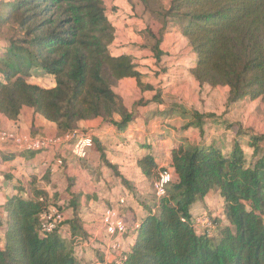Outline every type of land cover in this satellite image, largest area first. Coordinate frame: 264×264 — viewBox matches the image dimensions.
Segmentation results:
<instances>
[{"label":"trees","instance_id":"trees-1","mask_svg":"<svg viewBox=\"0 0 264 264\" xmlns=\"http://www.w3.org/2000/svg\"><path fill=\"white\" fill-rule=\"evenodd\" d=\"M0 6V40L7 44L0 55V114L7 119L17 121L30 107L54 123L58 134L97 118L124 128L134 116L121 105L113 84L135 78L142 90L155 89L144 83L132 55L111 53L116 29L104 0H0ZM159 16L162 26L157 36L152 34L157 60L167 22L184 19L183 35L197 57L191 72L200 85L229 87L227 106L246 97L264 104V0H171ZM33 69L54 76L55 85L31 83ZM159 97L158 92L154 98ZM194 116L183 128L197 126L203 135L202 114ZM252 138L258 140L252 145L256 155L264 136ZM238 150L226 154L214 144L174 142L176 179L165 196H155V211L140 203L147 216L123 264H264V160L251 164ZM137 166L146 177H158L153 153L139 158ZM38 179L32 175L25 183L18 181L0 206V217L6 215L0 264H78L75 241L87 237L80 195L71 192L68 177L72 214L45 233L40 218L51 198ZM214 189L222 198L223 218L210 216L212 234L198 232L191 208Z\"/></svg>","mask_w":264,"mask_h":264},{"label":"crops","instance_id":"crops-1","mask_svg":"<svg viewBox=\"0 0 264 264\" xmlns=\"http://www.w3.org/2000/svg\"><path fill=\"white\" fill-rule=\"evenodd\" d=\"M170 2L171 0L168 1L161 10L169 8ZM145 9L148 12L150 11V7H147L146 5ZM111 22L116 29V37L110 48L111 53L115 56L130 54L134 57L132 52L113 51V48L118 41L119 26L112 20ZM176 22L178 24H176ZM171 36H174V38L177 37V40H181L187 44L192 55V60L190 59L187 62L183 60L186 58L185 56L187 55V52L178 50L179 46H174V39H172ZM148 38V49H142H144V52L152 55L153 58L150 59V61L155 62L156 64H160L163 59L165 61L168 52L172 55L175 53L184 54L183 59H181L180 56L177 57V62H174L170 57L166 60V62H169L170 67H172L169 69V72H172L169 75L172 82H183L180 81L179 73L185 70L186 72L183 73V78H185V80H192L199 87H211L209 85H200L191 72V69L195 66L197 57L188 39L183 35L180 20L170 19L167 22V25L163 30V39L160 45L163 54L160 56L159 60H157L152 51L155 39L150 32L148 33ZM141 73L143 75L144 83L152 85L155 88L154 90H142L135 78H124L118 81V87L113 89L118 97H122L124 100L127 109L123 108L129 113H133L134 119L128 123L126 127L119 128L116 125L108 124L106 121H103L102 118L81 121L79 123L78 130L89 131L94 135L95 145L90 149L89 155L86 159L80 160L72 154V145L70 142H66L62 146H57L55 149L23 152L17 151L11 144H7L3 150L0 151V206L5 203L7 195L15 192V187L18 186V181L25 183L28 180V177L35 175L39 178L38 180L41 187L51 198L50 204H56L59 207L62 206V208L69 213L66 217H70L72 214V208L67 206L70 204L71 196L67 191V187L69 186L68 177L71 178L74 184L71 192L80 195V211L84 220V228L87 232L86 238L83 239L82 237H78L75 241V255L78 264H115V258L117 255L110 247L112 239H109L107 236L102 222V215L106 208L118 206V200L120 198L126 199V204L122 206L120 210L123 218L131 227H133L134 223H140L142 219L147 216L148 211L140 205L141 202L151 207V210L155 211L158 201L155 198L154 193V179L146 177L138 168L137 160L139 158L151 152L155 155L158 173L160 169L165 166L170 167L173 170L171 167L172 157L170 149L174 142L185 138L192 144H199L204 141L205 144L209 145L214 144V137L224 131L229 133L242 131L237 128L236 125H227L224 121L221 123L223 128L215 132V128H212V126L215 127L213 123L214 119L213 122H207L208 120L202 118L200 124L204 131L203 135H201L198 127L191 126L189 128H182L186 124L195 120L194 112L180 104L177 106L174 105L172 108L168 104L167 107H164L166 105L165 102L154 100L155 95L158 92L160 93L162 88L166 89L167 83L159 89L157 82L153 80L151 81L153 77L149 76L150 72ZM48 77L51 82L50 87H53L55 85L54 76L48 74ZM166 79L168 83L172 84V82L168 81V78ZM221 87L223 86L211 88L216 89ZM224 88L227 89L229 95V87ZM164 95H161V97H163L161 100L164 99ZM131 96H133L132 100L129 98ZM141 97L147 98V103L135 107L133 110L134 112H132L131 108L133 102ZM182 97L180 96V99H182ZM248 99L252 102L259 101L261 103L260 99L251 100L249 97H246L244 100L234 103L230 107H237L238 109ZM180 116H183L184 119H181ZM114 120L119 122L120 116L115 115ZM208 123H210V125H208V127L210 126L209 128L205 126ZM249 128L252 130L253 127L250 126ZM1 130L14 131L25 136L35 135L56 137L63 135L58 134L57 127L54 123L48 121L30 107L23 108L17 121L9 120L4 115L0 114V131ZM111 131L113 132V135L109 136ZM107 132L110 133L107 134ZM248 132L251 137L253 136L252 133H255L254 131ZM195 133L197 135H195ZM124 143H130L129 146L132 147L131 152L134 154L133 163L137 176H133L135 177V180L132 181H138V183L136 187L133 186L132 190L128 189V185H125L122 182V179L116 176L114 170L103 161L100 151V149H103L108 163L117 166L119 172L125 179V167H123L122 164L129 162L130 157L127 160L126 153L122 154L116 150L117 147L120 148ZM225 151L226 154L232 152L230 147H225ZM26 153H31L34 157H28ZM58 156L64 160L65 166L62 170H59V168L63 165L60 167L56 165L55 159ZM128 184H131V182H128ZM56 185H58V187H56ZM52 190L57 193L52 195ZM128 193H130L129 198ZM57 194L58 197H55ZM215 194L219 199V208L213 213V210L209 207L212 204V198ZM54 198H57V200L54 201ZM208 213H210L209 216L223 218L222 198L218 190L214 189L210 191L202 200L196 202L191 208L192 220H196L199 216ZM5 218L6 215L1 214L0 233ZM197 231L202 232L200 229H197ZM66 234L69 236L68 233ZM135 238L136 235L133 230L121 238L127 251L130 245L135 241Z\"/></svg>","mask_w":264,"mask_h":264},{"label":"rangeland","instance_id":"rangeland-1","mask_svg":"<svg viewBox=\"0 0 264 264\" xmlns=\"http://www.w3.org/2000/svg\"><path fill=\"white\" fill-rule=\"evenodd\" d=\"M104 1L107 6V13L110 20H112L116 25L119 26L118 41L114 46L113 51L132 52L134 54L138 70L141 72H150L149 76L153 77L151 81L153 80L157 82V86L159 87V89L165 86V84L167 83L166 89L162 88L161 92L159 93L160 98H154V100H158V102H165L166 105L164 107H167V104L171 106V108L174 107V105L177 106L178 104H180L181 106H186L193 112H200L202 114V119L208 120L207 122H213L214 119L213 123L215 127L212 126V128H215V132L223 128L221 123L224 121L227 125H236V127L242 131H234V133L224 131L214 137V145L220 148L224 153L226 152L225 147H230L232 151L235 147H237L238 149H240V151L238 150L237 153L239 155L243 154L247 161L251 164L256 163V161L260 158L264 160V139H262L259 143V148L261 147L260 151H257V154L254 155L253 153L255 147H253L252 145L257 143L258 140L253 139L248 132L254 131L255 133H252L253 136H264V105H262V103H260L259 101L252 102L248 99L245 102L243 101L244 103L238 109L237 107L227 106L226 101L228 97V91L226 88L221 87L214 89L208 86L199 87L192 80H185V78H183V73L186 72L185 70L179 73V78L181 79L180 81L183 82L174 83L171 81V77L169 76L172 73L169 72V69L172 67H170L169 62H166V60L168 57H170L174 62H177V57L180 56L181 59H183L184 54L175 53L174 55H172L170 52H168V56L165 58V61L163 59L160 64H156L155 62L150 61V59L153 58L152 55H149V53L143 51L144 49L142 48L148 49L149 47L147 45L149 44L148 33L150 32L151 34H154L156 36L158 35L159 30L162 26L159 13L163 11L161 9H163V6H165L170 0H147V7H150L149 12L145 9L144 0ZM184 21V19H181V25H183ZM176 24L178 23L176 22ZM171 37L172 39H174V46H179L178 50L187 52V55L185 56L186 58L183 60H185V62L190 60L192 58V55L187 44L182 42L181 40H177V37ZM6 45V42L0 40V55L4 53ZM166 78H168V81L172 82V84L168 83ZM29 81L45 88H49L51 86L48 74L40 69L32 70ZM118 84V82L114 83L112 88L116 89V87H118ZM163 92L165 93V95ZM161 95H164L163 100H161L163 98L161 97ZM180 96H183L182 99H180ZM132 97L133 96L129 97L130 100H132ZM119 99L121 105L126 108L122 97ZM147 100L148 99L145 97H141L138 100L136 99L132 104V112H134L133 110L135 109V107L147 103ZM180 118L184 119L183 116H180ZM208 125H210V123L206 124L205 126L208 127ZM250 126L253 127L252 130H250ZM112 131L111 133L107 132V134L110 133L109 136L113 135ZM195 135L197 134L195 133ZM184 140L186 142H189L185 138ZM129 145L130 143H124V145H122L120 148L117 147L116 150H118L122 154L126 153L127 160L130 157L129 162L122 164V166L125 167L124 171L126 174V181L131 182V184H127L128 189L132 190L133 186L136 187L138 181H132L135 180V177L133 176H137V173L135 171L133 163L134 154H132V147ZM26 155L31 158L34 157L31 153H26ZM64 166L65 164H63V166L60 167L61 169L59 168V170H62ZM56 187H58V185H56ZM51 193L52 195H55L57 192H54L52 190ZM129 194L130 193H128V198ZM212 199V204L211 206L209 205V208H211L214 213L219 208V199L216 194L213 195ZM212 208H214L215 210ZM63 211H65V209ZM64 214L65 216H68L69 213L68 211H65ZM208 215H210V213H208Z\"/></svg>","mask_w":264,"mask_h":264},{"label":"built area","instance_id":"built-area-1","mask_svg":"<svg viewBox=\"0 0 264 264\" xmlns=\"http://www.w3.org/2000/svg\"><path fill=\"white\" fill-rule=\"evenodd\" d=\"M70 142L72 145V154L78 159H86L90 149L94 146V135L89 131H80L78 129L71 130L62 136H25L14 131H0V151L7 144H11L17 151H45L55 149L64 143ZM56 165L59 167L64 164L63 158L60 156L55 159ZM175 181L174 171L170 167H163L158 173V177L154 180V193L157 198H161L167 194L168 189ZM126 204L125 198L118 200V206L106 208L102 215V222L105 227L107 236L112 239L111 249L115 252V264H123L125 254L127 252L121 238L128 234L131 230L134 232L139 228V223H134L131 227L121 214V207ZM65 214L60 211L56 204H50L41 215V230L50 233L58 229L65 220ZM196 229L212 234L215 225L208 214H203L193 220Z\"/></svg>","mask_w":264,"mask_h":264}]
</instances>
